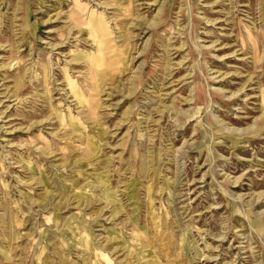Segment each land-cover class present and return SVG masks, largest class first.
Masks as SVG:
<instances>
[{
	"label": "rangeland",
	"instance_id": "rangeland-1",
	"mask_svg": "<svg viewBox=\"0 0 264 264\" xmlns=\"http://www.w3.org/2000/svg\"><path fill=\"white\" fill-rule=\"evenodd\" d=\"M0 264H264V0H0Z\"/></svg>",
	"mask_w": 264,
	"mask_h": 264
}]
</instances>
